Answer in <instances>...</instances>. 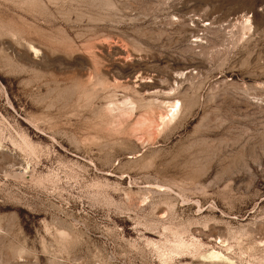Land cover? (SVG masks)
Masks as SVG:
<instances>
[{"label": "rangeland", "instance_id": "1", "mask_svg": "<svg viewBox=\"0 0 264 264\" xmlns=\"http://www.w3.org/2000/svg\"><path fill=\"white\" fill-rule=\"evenodd\" d=\"M211 249L264 264V0H0V264Z\"/></svg>", "mask_w": 264, "mask_h": 264}, {"label": "bare ground", "instance_id": "2", "mask_svg": "<svg viewBox=\"0 0 264 264\" xmlns=\"http://www.w3.org/2000/svg\"><path fill=\"white\" fill-rule=\"evenodd\" d=\"M242 25H243L242 28L248 29L250 27V20L247 17H244L241 26ZM168 107H169V110L166 112V114L162 118V124L164 125L165 123L169 122L171 119H173L177 115L179 108H180V104L178 105V101H175V102L173 101V103L168 105ZM201 256L205 259H210L213 261H221L222 263H225V264H232L231 259H229L227 256H225L218 250L211 249L206 254H202Z\"/></svg>", "mask_w": 264, "mask_h": 264}]
</instances>
